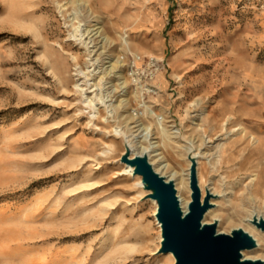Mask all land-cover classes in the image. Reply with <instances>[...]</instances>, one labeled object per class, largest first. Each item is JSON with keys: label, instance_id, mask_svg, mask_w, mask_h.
Returning <instances> with one entry per match:
<instances>
[{"label": "rangeland", "instance_id": "1", "mask_svg": "<svg viewBox=\"0 0 264 264\" xmlns=\"http://www.w3.org/2000/svg\"><path fill=\"white\" fill-rule=\"evenodd\" d=\"M79 25L100 27L95 48L72 39ZM92 49L101 83L118 91L107 98L103 85L98 106L75 87ZM222 104L225 119L260 131L264 0H0V264H172L159 253L155 205L122 174L135 121L177 182L187 179L190 201L186 175L198 154L213 189L208 223L248 233L244 220L264 214L262 203L243 207L255 156L239 127L212 132ZM257 249L264 262V239Z\"/></svg>", "mask_w": 264, "mask_h": 264}, {"label": "bare ground", "instance_id": "2", "mask_svg": "<svg viewBox=\"0 0 264 264\" xmlns=\"http://www.w3.org/2000/svg\"><path fill=\"white\" fill-rule=\"evenodd\" d=\"M101 33L102 31L100 27H96L92 30H86V29L82 30L81 25H79L78 27H75L73 29V32L71 33L70 36L72 37L73 40L78 41L82 43L83 45L87 44V46H89L90 44L94 43L93 42L94 39L101 37ZM89 48H95L94 44L92 46L90 45ZM96 52L97 50L95 49H92L90 51V55L92 58L94 57ZM92 58H91L92 64L88 68V71L83 72L82 70H78V73L74 74V76L77 77L75 80L76 81L75 87L81 91L83 96L86 95L85 103H88L89 105H93V103H95V105L98 106L99 103L98 102L96 103V99L97 98L99 99V97L97 96H100L102 92L104 91L103 90L104 83H101V81L104 79V76H106L107 74H105V71H102V69L104 68L103 67L104 64H100L101 62H99V57H97L96 59L93 58V60ZM100 74H103V75L100 76ZM96 78L99 80L92 84V86L95 87L94 90H90V88L92 87L87 88V86L89 85V82ZM106 85L107 84L104 85L105 86L104 93L107 96V98L114 96L112 94H114L115 92H118L117 89L108 90V88L110 89L112 86L106 87ZM109 101H112V99H110ZM109 101H106V103ZM110 105H108L107 107H110ZM112 106L116 107L114 105ZM118 106H122V101L119 102ZM112 111H114V108L112 110H109L108 113ZM228 112H231L230 108L224 106L223 104L219 106L217 110V116L215 117V121H213L214 123L212 125V132L218 133V132H222L223 130L227 131L229 126H231L230 128H232L233 126L239 127V129L238 128L235 129L236 132L242 137L244 135L245 136L244 138H246L248 142L252 144V147H253L252 151L254 153V156H255L254 160L256 163L254 164V170L252 171V173L247 176L248 181H247V184L244 186L245 187L244 188V193H245L244 199L246 201L243 203V207L246 208V207L251 206L252 208V205H254L255 207L253 206V208L255 209L259 203H262L264 205V132H262V128L264 127V120L260 118L257 121L260 131H258L257 133L251 132V131L249 132L244 127V125H242V121H241L242 119L240 117L233 114V116L229 115V117L225 119ZM134 124L136 125L130 128V131L133 130L132 133L127 135L129 137L127 138L128 140L127 146H128V149L131 151L130 160H133L136 156H141V157L147 156L149 159L150 165L153 167V170L156 173L164 177L167 182H174L175 188L178 191V198L180 200L181 209L183 210L184 213H186L188 211V205L190 204V197L187 195L186 192H184V191H187L188 189L187 179L181 178L180 182H177V180L180 178L178 172L172 170L170 165L166 162V160H164V157L162 156V154L159 152V149L157 148L158 146L156 145V142H153V143L148 142V145H144V142L146 141V138L148 137V135L146 133L144 134V132L148 131L149 128H144V127L142 128L141 124H138L137 121H135ZM115 130L117 131L118 128H116ZM133 132H135L136 134ZM175 132L177 131L175 130ZM78 145L80 148H85V146L88 144L85 140H82L79 142ZM227 150L229 149H227L226 144L221 145L218 151L219 155L216 161L217 166L219 165L221 167L223 164H228V154L229 153H227ZM109 152L110 151L103 149L102 152H100V156H105ZM189 156H191V154ZM192 156L193 158H195L198 156V154H194ZM197 164L200 165V162L197 161ZM197 170H198L197 172H198V177H199V187L201 190V197H202V202H203L206 195L210 193L213 189H211L210 187L209 188L206 187V185L204 184L203 178L200 174L199 168H197ZM122 174L135 179L136 186L141 189V192H140L141 195L148 196L149 194H151L150 191L145 190L141 177L134 174V168L132 166L128 164H124V168L122 169ZM189 175H190V172L186 176L188 177ZM149 200L152 202V204L155 205L153 216L155 217L157 221V218H156L157 208H158L157 203L156 201L152 199H149ZM258 213L259 212H257L256 210H253L250 216V219L244 220L247 223L246 229L249 231L248 234H250L256 240L257 247L259 246L260 241L264 239V232L258 230L251 223L252 222L251 220L252 218H255V217L258 218L257 220H259L260 218H264V214L260 215ZM214 217H215V211L209 209L205 215V220L203 221V224H213V223H208L206 219L214 218ZM157 226L159 227V230L161 232V226L158 223V221H157ZM218 232L221 233L220 231ZM161 241H162V237H160V241H159L160 244H161ZM257 253H258V249L251 250V251H244L243 256L245 259L257 260L255 259ZM168 256L170 257L171 263L174 264L175 262L174 256L171 253H169ZM39 264H50V263L47 262L46 260H42L39 262Z\"/></svg>", "mask_w": 264, "mask_h": 264}, {"label": "water", "instance_id": "3", "mask_svg": "<svg viewBox=\"0 0 264 264\" xmlns=\"http://www.w3.org/2000/svg\"><path fill=\"white\" fill-rule=\"evenodd\" d=\"M121 161L134 168V174L142 179L148 197L157 203L156 218L161 226L162 241L159 253H171L174 264H264L262 260L245 259L244 251L257 247L256 240L242 229L230 234L219 233L216 221L203 224L204 215L211 208L210 194L202 202L198 185L197 163L191 158V201L183 212L174 182H167L153 170L147 156L130 160L131 151L126 146ZM252 218V224L264 232V218Z\"/></svg>", "mask_w": 264, "mask_h": 264}, {"label": "built area", "instance_id": "4", "mask_svg": "<svg viewBox=\"0 0 264 264\" xmlns=\"http://www.w3.org/2000/svg\"><path fill=\"white\" fill-rule=\"evenodd\" d=\"M140 58H135L134 59V61H133V64H134V66H133V68H136V63L138 64V60H139ZM154 78V75L153 74H151V77H150V80H152Z\"/></svg>", "mask_w": 264, "mask_h": 264}]
</instances>
